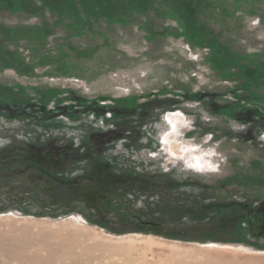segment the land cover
<instances>
[{"label": "rangeland", "instance_id": "374dc122", "mask_svg": "<svg viewBox=\"0 0 264 264\" xmlns=\"http://www.w3.org/2000/svg\"><path fill=\"white\" fill-rule=\"evenodd\" d=\"M238 263L264 264V0H0V264Z\"/></svg>", "mask_w": 264, "mask_h": 264}, {"label": "bare ground", "instance_id": "6f19581e", "mask_svg": "<svg viewBox=\"0 0 264 264\" xmlns=\"http://www.w3.org/2000/svg\"><path fill=\"white\" fill-rule=\"evenodd\" d=\"M172 145H174L173 143H172ZM127 258V261H133V257H131V256H128V257H126ZM121 261V260H120ZM59 263V262H58ZM239 264V263H238Z\"/></svg>", "mask_w": 264, "mask_h": 264}, {"label": "flooded vegetation", "instance_id": "af4514ba", "mask_svg": "<svg viewBox=\"0 0 264 264\" xmlns=\"http://www.w3.org/2000/svg\"><path fill=\"white\" fill-rule=\"evenodd\" d=\"M5 105L7 106V104H5ZM5 105H4V106H5ZM7 107H8V106H7Z\"/></svg>", "mask_w": 264, "mask_h": 264}]
</instances>
